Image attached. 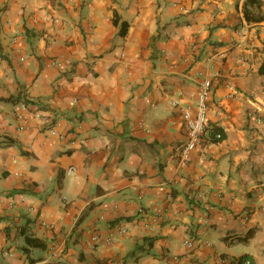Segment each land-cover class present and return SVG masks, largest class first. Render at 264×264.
<instances>
[{"label":"crops","instance_id":"1","mask_svg":"<svg viewBox=\"0 0 264 264\" xmlns=\"http://www.w3.org/2000/svg\"><path fill=\"white\" fill-rule=\"evenodd\" d=\"M245 2L0 0V264H264V20ZM199 72L208 134L180 167L171 101L195 107Z\"/></svg>","mask_w":264,"mask_h":264},{"label":"built area","instance_id":"2","mask_svg":"<svg viewBox=\"0 0 264 264\" xmlns=\"http://www.w3.org/2000/svg\"><path fill=\"white\" fill-rule=\"evenodd\" d=\"M54 21L59 22V18H55ZM21 60H25V57H21ZM54 65L62 66L63 62L60 60H54L52 62ZM199 75L201 76V82H200V89L199 92L196 95V102L195 107L189 105H181V101L178 98H174L171 101V104L173 106H180L182 115L184 118V121L187 126V137L186 141L183 144V148L181 151V156L179 158V165L180 167H185L187 163L190 161L191 156L200 151V149L203 146L204 141L207 137V130H206V121H207V115H208V101L210 99V96L212 94L213 90V81L210 78L204 77L202 72H199ZM27 110V106L23 105L17 112H16V118L19 121L18 130L24 131L27 128L23 112ZM36 116L39 117L40 113H36ZM61 124L59 122H55L52 125H50L47 128L48 136H54L58 138H65L66 136L64 133L60 131ZM216 139H222L223 135L221 132H215L214 134ZM75 172L74 167H70L68 169V173ZM211 209L210 206H206V210L204 212V218L206 219L208 217V212ZM45 227L48 229L53 228L54 225L48 224L46 222L41 223L39 227ZM126 228H120L119 233L124 234L126 233ZM99 238V235H94L93 239L97 240ZM113 240L112 235L107 238L106 242L110 243ZM185 245L187 246H193L194 242L190 239L185 240ZM1 249V246H0ZM179 257L175 256V261H178ZM245 264H252V261L250 259L245 260Z\"/></svg>","mask_w":264,"mask_h":264},{"label":"trees","instance_id":"3","mask_svg":"<svg viewBox=\"0 0 264 264\" xmlns=\"http://www.w3.org/2000/svg\"><path fill=\"white\" fill-rule=\"evenodd\" d=\"M249 4H250V5H257V7L260 8V7L263 5V2H262L261 0H246L245 5H246V18H247V20H248V21H251V20H256V21L264 20V16H259L258 18H255V17H251V16L249 15V11H248V9H247V6H248ZM114 23H115L116 25L120 24V26H121L120 34H121V35H125L126 32H127V26H126V23H125V22H121V23H120V21H119V19H118L117 17L114 19ZM254 233H255V230H254V229H250V230L247 232V234H246L245 240H248V239L252 238L253 235H254ZM150 239H151V238H150ZM150 239H149V238L147 239V240H148V245H151V243H152ZM28 242H29L30 244H32V245H36V244H37L36 241H35L34 239H32V240L28 239ZM141 248H142L141 246L138 247V249H141ZM247 259H249L247 255L242 256L240 259H238V264H245V260H247ZM252 264H253V263H252Z\"/></svg>","mask_w":264,"mask_h":264}]
</instances>
